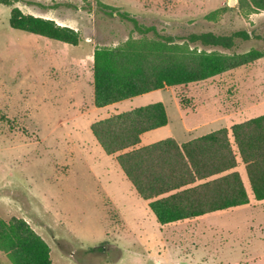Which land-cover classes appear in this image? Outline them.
I'll list each match as a JSON object with an SVG mask.
<instances>
[{
    "label": "rangeland",
    "instance_id": "rangeland-1",
    "mask_svg": "<svg viewBox=\"0 0 264 264\" xmlns=\"http://www.w3.org/2000/svg\"><path fill=\"white\" fill-rule=\"evenodd\" d=\"M99 3L160 35L246 30L253 35L236 52L264 49V12L246 15L237 0L14 3L77 31L75 47L12 30L11 7L0 5V217L25 220L49 246L52 264H264V202L253 201L238 158L247 207L159 226L90 132L94 122L159 102L168 124L144 134L138 147L167 138L185 143L222 128L232 144V125L264 114V58L97 109L94 49L141 37ZM0 264H10L5 255Z\"/></svg>",
    "mask_w": 264,
    "mask_h": 264
},
{
    "label": "trees",
    "instance_id": "trees-1",
    "mask_svg": "<svg viewBox=\"0 0 264 264\" xmlns=\"http://www.w3.org/2000/svg\"><path fill=\"white\" fill-rule=\"evenodd\" d=\"M18 0H0L11 7L8 25L20 31L69 46L79 33L51 19L24 14ZM109 15L128 20L138 39L115 47H96L92 56L93 106L104 108L168 87L202 82L264 58V49L236 52L253 33H188L160 35L133 17L99 3ZM249 15L264 12V0H237ZM153 32V38L146 35ZM257 38V36H254ZM168 124L162 103H153L94 122L91 135L115 163L159 226L197 219L247 206L249 195L235 168L238 158L254 202H264V114L207 133L185 143L167 138L138 147L140 137ZM235 149V150H234ZM0 253L10 264H52L46 242L20 218L0 217Z\"/></svg>",
    "mask_w": 264,
    "mask_h": 264
},
{
    "label": "crops",
    "instance_id": "crops-1",
    "mask_svg": "<svg viewBox=\"0 0 264 264\" xmlns=\"http://www.w3.org/2000/svg\"><path fill=\"white\" fill-rule=\"evenodd\" d=\"M97 109H98V108H97ZM165 127H166V126H165ZM163 128H164V127H163ZM156 130H157V129H156ZM153 131H154V130H153ZM150 132H151V131H150ZM150 132H147V133H150ZM144 134H146V133H144ZM144 134H143V135H144ZM143 135H142V136H143ZM142 136H141V137H142ZM141 137H140V139H141ZM155 143H156V142H155ZM138 145H139V144H138ZM149 145H150V144H149ZM140 147H141V146H140ZM142 147H143V146H142ZM244 207H245V206H244ZM246 207H247V206H246ZM253 218H254V217H253ZM263 219H264V216L259 215L258 221L261 222ZM263 227H264V224H263ZM1 256H4V255H3L2 253H0V257H1ZM248 257H250V255H249ZM253 260H256V258H254Z\"/></svg>",
    "mask_w": 264,
    "mask_h": 264
},
{
    "label": "water",
    "instance_id": "water-1",
    "mask_svg": "<svg viewBox=\"0 0 264 264\" xmlns=\"http://www.w3.org/2000/svg\"><path fill=\"white\" fill-rule=\"evenodd\" d=\"M230 5H234V0H230Z\"/></svg>",
    "mask_w": 264,
    "mask_h": 264
}]
</instances>
